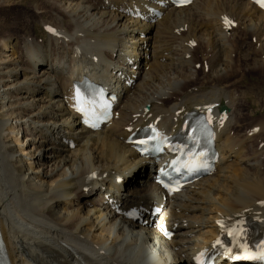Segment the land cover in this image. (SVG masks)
<instances>
[{
	"label": "bare ground",
	"instance_id": "1",
	"mask_svg": "<svg viewBox=\"0 0 264 264\" xmlns=\"http://www.w3.org/2000/svg\"><path fill=\"white\" fill-rule=\"evenodd\" d=\"M46 1L50 10H33L34 35L0 34L6 263L198 264L236 223L247 241L262 239L264 141L252 139L263 123H251V110L245 127L239 120L231 76L240 70L221 35L238 37L231 25L239 21L261 50L264 11L251 0L181 8L169 0ZM201 46L208 72L199 77L194 49ZM259 59L251 66L264 72ZM85 77L117 97L112 120L98 130L82 125L74 109V85ZM193 112H210L220 160L167 193L153 170L171 155L142 156L127 138L155 126L179 140Z\"/></svg>",
	"mask_w": 264,
	"mask_h": 264
},
{
	"label": "rangeland",
	"instance_id": "2",
	"mask_svg": "<svg viewBox=\"0 0 264 264\" xmlns=\"http://www.w3.org/2000/svg\"><path fill=\"white\" fill-rule=\"evenodd\" d=\"M0 1L1 2L5 1L9 5L8 7H2V6L0 7V34L1 32L2 34L4 32V34L11 33L16 35V34L24 33L25 32L24 30L26 29V33L24 34L26 35L29 34L30 36H32L35 34V29L33 27L34 25L33 23L31 24V22L35 20L34 19L35 14L33 10L34 9L46 10V11L50 10V5L46 0H0ZM47 5H49V7ZM232 29L236 31L238 37L232 39V37H230L231 35H229L228 33H223L221 36L224 41L226 40V42L230 43V45L233 47V51L231 55L233 56L235 64L237 65L236 69L240 70L239 72H237V74L231 76L232 77L231 80H233L232 83L234 84V88L237 90L238 93L237 95L238 110L240 111L239 120L242 123L243 127H245L246 126L245 124L249 123L248 120L250 118H244V116L251 110L253 111V115H254L250 119V120L253 119L251 123L253 124L256 121H260L263 123L262 129L260 130L262 133L257 130V134L252 139L253 145L256 146L257 142L259 143L262 140L264 141V107H263L264 106V72L263 69L258 66H254V65H253L254 67L251 66L252 65L251 63L254 60H258L260 57L264 58L263 55L264 47L259 44L261 50L257 48V45H255V41L252 40L251 35L247 36L244 34L243 24H241L239 21H235L234 26L231 25V31ZM214 53L212 52L211 54L207 55V58L211 59L212 57H214L215 56ZM205 54H206V50L204 46L196 47L194 49L195 59L199 63L198 65V68L200 70L198 72L199 77L204 75V73L208 72V67L205 66V61H203L201 58V56H204ZM247 65H249L250 68L248 69V71H245ZM204 67L206 68L204 69ZM240 73L241 74L245 73L246 78L245 77L241 78ZM246 93L249 94L247 95ZM250 125L251 124H249L248 126Z\"/></svg>",
	"mask_w": 264,
	"mask_h": 264
},
{
	"label": "snow or ice",
	"instance_id": "3",
	"mask_svg": "<svg viewBox=\"0 0 264 264\" xmlns=\"http://www.w3.org/2000/svg\"><path fill=\"white\" fill-rule=\"evenodd\" d=\"M261 6H264V3H262ZM50 30H51V29H50ZM165 186L167 187V185H165ZM246 258H250V259H251V258H255V257H251V256H249V257H246ZM261 258H264V256H262Z\"/></svg>",
	"mask_w": 264,
	"mask_h": 264
}]
</instances>
